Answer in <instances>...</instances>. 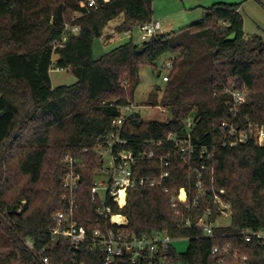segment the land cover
<instances>
[{
  "label": "trees",
  "instance_id": "obj_1",
  "mask_svg": "<svg viewBox=\"0 0 264 264\" xmlns=\"http://www.w3.org/2000/svg\"><path fill=\"white\" fill-rule=\"evenodd\" d=\"M85 1L0 0V264H45L44 258L49 264H103L99 252L84 246L75 254L68 243L52 238L55 214L67 206L63 178L69 163L63 157L84 158L85 167L76 168L82 174L76 218L90 233L103 223L91 202L101 166L95 149L107 147L119 108L132 103L128 98L135 96L141 68L167 54L172 69L163 97L154 96L151 106L169 108L170 119L144 122L135 114L121 130L126 146L117 149L155 153L156 160L138 163L139 177L158 176V158L169 157L168 192L136 186L123 209L113 204L114 213L124 215L137 235L167 232L188 240L186 253L171 246V264H240L229 257L220 263L223 255L213 254L215 246L228 244L249 264H264V246L244 240L247 231L264 229V145L251 139L223 147L219 127L222 121L264 125V36L245 34L238 4L215 3L205 8L204 21L178 35L160 33L143 44L131 39L95 60L94 41L109 23L124 15L119 31L131 33L153 20L154 0H96L97 9L76 18ZM66 23L79 33L55 49ZM234 33L236 39L228 41ZM54 68L70 72L77 82L55 88ZM230 90L247 93L235 118ZM189 136L194 145H214L211 159H193L198 172L190 170L177 145ZM181 189L191 201L200 196L197 211L183 208L178 214L172 207ZM215 194L231 204V225L216 228L217 238L208 239L184 224L208 207L216 210Z\"/></svg>",
  "mask_w": 264,
  "mask_h": 264
},
{
  "label": "built area",
  "instance_id": "obj_2",
  "mask_svg": "<svg viewBox=\"0 0 264 264\" xmlns=\"http://www.w3.org/2000/svg\"><path fill=\"white\" fill-rule=\"evenodd\" d=\"M81 8L84 12H77L76 18L92 12L98 8V5L96 0H87L81 3ZM160 29V22L153 20L140 26L142 40L150 41L155 35L159 34ZM78 33L79 27L66 23L63 39L55 42L54 48L63 47L71 35H78ZM166 67L171 71V63H167ZM167 79L168 75L163 78L164 81H167ZM229 94L232 97L231 116L235 118L239 107L246 101L247 93L242 90H230ZM119 111L120 115L113 121L116 131L111 133L104 141L111 155V161L106 166L101 155V166L96 172V177H102L104 180L99 183L95 181L91 188V202L96 206L95 210L99 222L103 221V223H100L90 233L79 228L76 218L78 209L77 192L82 174L76 171L73 161L71 160L69 163L67 158V162L71 164L63 178V187L67 192L65 196L67 206L65 210L58 211L55 214L56 227L50 231L52 238L68 243V250L75 254L81 251L84 246L93 253L99 252L102 255L103 264H171L169 250L175 239L167 232L137 235L135 231L128 228L129 223L124 215L114 213L113 204L123 209L127 204L129 190L134 189L136 186L150 189L162 188L167 193L168 189L165 183L170 177L171 166L169 157H161L158 158L161 169L158 176L139 177L136 175L135 168L138 167V163L154 161L157 158L154 152L136 153L124 148L117 149V147H124L127 144L121 138L122 128L131 117L138 114L134 103L120 107ZM164 112L166 110H162V113ZM186 125L191 128L192 118L187 119ZM219 127L221 133L225 136V140L221 144L223 147H234L251 139L259 145H264V125L249 123L248 125L238 126L234 121H222L219 123ZM170 139L174 140L173 136ZM177 145L184 162L189 165L192 171L198 172V170L192 168L194 158L200 160L212 158L211 149L214 145H194L190 136L182 142H177ZM202 168L205 169V167ZM198 178L197 189L199 195H202L204 182L200 174ZM223 192L221 191V193ZM122 193L125 195L123 203L121 202ZM182 194H184V197H182ZM199 198L200 196H196L191 201L187 190L181 189L179 194L172 198V207L178 214L182 213L183 208L189 211L192 209L197 211ZM214 204L217 206L216 210L208 207L202 214H196L195 218L186 217L184 227L202 231L204 238H217L215 229L221 227L218 226V222L220 219L231 217L232 206L217 194L214 196ZM215 213L216 219L213 220L212 216ZM244 240L248 243L256 240L261 246H264V229L247 231L244 234ZM27 245L31 250L34 249V244L31 241H28ZM232 248V244L217 245L213 249V254L221 253L223 255L220 263H223L229 257L240 264H249L247 256L240 258L238 252L231 251ZM43 261L45 264H49L48 258H44Z\"/></svg>",
  "mask_w": 264,
  "mask_h": 264
},
{
  "label": "rangeland",
  "instance_id": "obj_3",
  "mask_svg": "<svg viewBox=\"0 0 264 264\" xmlns=\"http://www.w3.org/2000/svg\"><path fill=\"white\" fill-rule=\"evenodd\" d=\"M215 3L238 4L240 6V14L244 19V32L247 36L262 35L264 36V0H154L153 1V21L161 24V32L178 35L189 29L192 25L198 24L205 19V8ZM125 22L124 15L119 16L109 23L105 28L103 37L94 41L95 60H99L105 54L118 48L131 40L135 44H143L142 33L140 27H135L130 32H120L119 28ZM172 60V56L167 54L160 58L155 65H148L140 70L139 86L135 92L133 99L128 101L134 103L137 107V113L144 122L166 121L170 119V109L163 106H151V100L158 95L161 99L164 95L166 83L163 77L170 74L166 64ZM51 79L53 86H70L77 82V78L66 70L53 69L51 71ZM124 84V83H123ZM125 81V87H127ZM162 110L166 112L162 113ZM95 152L103 156L106 166L111 161V155L104 145H97ZM101 156V157H102ZM67 158L73 161V166L78 169L85 167L84 158L78 159L67 155L63 157V161L67 162ZM102 159V158H101ZM71 164H69L70 166ZM102 177H96L97 183L103 181ZM231 225V217L220 219L218 226L228 227ZM173 247L179 253H186L189 248L188 240H175Z\"/></svg>",
  "mask_w": 264,
  "mask_h": 264
},
{
  "label": "water",
  "instance_id": "obj_4",
  "mask_svg": "<svg viewBox=\"0 0 264 264\" xmlns=\"http://www.w3.org/2000/svg\"><path fill=\"white\" fill-rule=\"evenodd\" d=\"M235 39H236V34L234 33V34L230 35L227 40L228 41H234ZM1 115H3V113H1Z\"/></svg>",
  "mask_w": 264,
  "mask_h": 264
},
{
  "label": "bare ground",
  "instance_id": "obj_5",
  "mask_svg": "<svg viewBox=\"0 0 264 264\" xmlns=\"http://www.w3.org/2000/svg\"><path fill=\"white\" fill-rule=\"evenodd\" d=\"M182 197H184V194H182ZM124 198H125V195H124V193H122V197H121V202L122 203L124 202Z\"/></svg>",
  "mask_w": 264,
  "mask_h": 264
},
{
  "label": "crops",
  "instance_id": "obj_6",
  "mask_svg": "<svg viewBox=\"0 0 264 264\" xmlns=\"http://www.w3.org/2000/svg\"><path fill=\"white\" fill-rule=\"evenodd\" d=\"M159 33H164V32H161V31H160ZM130 35H131V39L133 40V36H132V34H130Z\"/></svg>",
  "mask_w": 264,
  "mask_h": 264
}]
</instances>
